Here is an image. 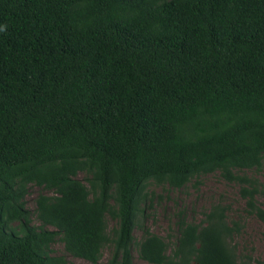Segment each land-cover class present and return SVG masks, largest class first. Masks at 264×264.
<instances>
[{
  "label": "trees",
  "instance_id": "obj_1",
  "mask_svg": "<svg viewBox=\"0 0 264 264\" xmlns=\"http://www.w3.org/2000/svg\"><path fill=\"white\" fill-rule=\"evenodd\" d=\"M263 161L264 0H0V264H62L57 239L90 264H251L224 207L174 244L142 220L149 185L219 172L264 222L238 175Z\"/></svg>",
  "mask_w": 264,
  "mask_h": 264
},
{
  "label": "rangeland",
  "instance_id": "obj_2",
  "mask_svg": "<svg viewBox=\"0 0 264 264\" xmlns=\"http://www.w3.org/2000/svg\"><path fill=\"white\" fill-rule=\"evenodd\" d=\"M239 176L264 182V161L258 170H244L238 172ZM78 178L84 183V175ZM39 194L51 196L52 192L30 184L25 198L26 208L32 213L33 225L39 226L35 217V199ZM257 204L264 208V199L256 197ZM219 205L226 210V219L230 225L236 222L239 226L238 234L233 236L232 244L244 261L264 264V222L248 213L245 200L241 195V185L225 181L219 172L201 175L193 178L185 187L172 189L168 186L157 184L149 185L147 199L144 207L142 223L148 230L164 239L169 244H174L177 238V221L184 218L187 223L199 224L204 220V215L210 212L213 206ZM108 227H114V221L108 218ZM134 238L139 241L142 232L134 230ZM51 256L62 259V264H90L83 259L75 258L65 252L63 243L57 239L51 245ZM109 254V247L102 250L101 262H104ZM135 264H149L138 258L133 252Z\"/></svg>",
  "mask_w": 264,
  "mask_h": 264
}]
</instances>
